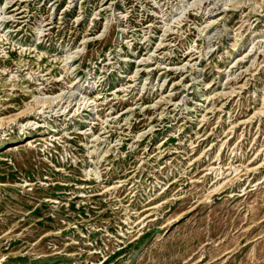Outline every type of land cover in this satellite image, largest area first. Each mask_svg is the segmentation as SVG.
<instances>
[{
  "label": "rangeland",
  "instance_id": "obj_1",
  "mask_svg": "<svg viewBox=\"0 0 264 264\" xmlns=\"http://www.w3.org/2000/svg\"><path fill=\"white\" fill-rule=\"evenodd\" d=\"M0 264H264V0H0Z\"/></svg>",
  "mask_w": 264,
  "mask_h": 264
}]
</instances>
